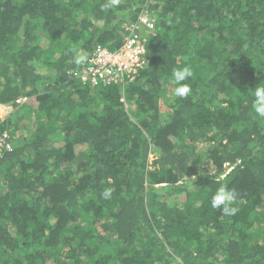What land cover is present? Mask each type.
<instances>
[{"label":"trees","instance_id":"1","mask_svg":"<svg viewBox=\"0 0 264 264\" xmlns=\"http://www.w3.org/2000/svg\"><path fill=\"white\" fill-rule=\"evenodd\" d=\"M106 2L0 0V264H264V0ZM131 23L142 66L87 77ZM221 185L233 216L211 207Z\"/></svg>","mask_w":264,"mask_h":264},{"label":"built area","instance_id":"2","mask_svg":"<svg viewBox=\"0 0 264 264\" xmlns=\"http://www.w3.org/2000/svg\"><path fill=\"white\" fill-rule=\"evenodd\" d=\"M139 21L144 28L143 31L149 32L153 29V18L148 13H142L139 16ZM136 26L131 23L127 27L122 44L118 49L108 50L99 45L95 48L92 57H90V64L87 66V77L93 81L101 79L105 83H110L117 81L123 73H135L142 66L145 36L137 30ZM87 77L82 76L83 79ZM23 100L24 98H18L16 102ZM0 105L6 107V105ZM0 117L3 118L2 115ZM7 138L8 135L5 132L0 135V152L2 146L6 149L10 148Z\"/></svg>","mask_w":264,"mask_h":264},{"label":"clouds","instance_id":"3","mask_svg":"<svg viewBox=\"0 0 264 264\" xmlns=\"http://www.w3.org/2000/svg\"><path fill=\"white\" fill-rule=\"evenodd\" d=\"M121 4V0H107L105 4L102 5V9L107 11L114 8H118ZM88 55L86 52L78 54L75 56L74 62L77 65H82L88 60ZM193 75L192 68L190 66H183L180 68H175L172 73V82L175 85L174 95L177 98L187 99L191 93V84L186 83L189 78ZM252 110L259 116L264 117V84L254 87L252 91ZM115 191L114 188H105L102 193V199L109 200L112 198V194ZM238 192L234 188H229L225 185H221L214 193L211 198V207L213 209H219L221 213L225 216H233L238 212V207L234 204L238 198Z\"/></svg>","mask_w":264,"mask_h":264},{"label":"rangeland","instance_id":"4","mask_svg":"<svg viewBox=\"0 0 264 264\" xmlns=\"http://www.w3.org/2000/svg\"><path fill=\"white\" fill-rule=\"evenodd\" d=\"M10 111H11V106L10 107L9 106L2 107L0 105V115H2V117H4L5 115H7ZM149 158H150V156H149Z\"/></svg>","mask_w":264,"mask_h":264}]
</instances>
